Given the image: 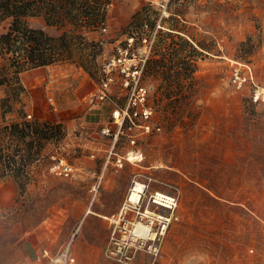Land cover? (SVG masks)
I'll return each mask as SVG.
<instances>
[{"label": "rangeland", "instance_id": "374dc122", "mask_svg": "<svg viewBox=\"0 0 264 264\" xmlns=\"http://www.w3.org/2000/svg\"><path fill=\"white\" fill-rule=\"evenodd\" d=\"M28 21L53 37L74 28L51 25L45 16ZM8 27L6 21L0 29ZM159 30L192 42L196 70L192 76L180 63L182 74L171 79L147 67L156 129L136 146L122 136L117 150L126 162L117 169L107 165L113 141L102 132L107 124L116 128L114 106L93 100L101 67L133 35L137 45L155 36L151 59L161 58ZM85 35L70 48L62 44L72 57L47 65V77L33 86L25 83L30 70L0 85V126L48 125L29 183L0 179V264H52L39 261L44 250L55 258L68 248L74 264H264V102L232 81L237 60L264 86V0H111L106 24ZM91 79L96 90L77 102ZM117 98L126 104V96ZM77 108L74 118L59 119ZM134 150L139 158L131 162ZM53 155L71 162L75 174L57 176ZM137 180L148 185L141 204L129 201ZM157 191L176 205L155 203ZM147 207L164 218L144 216ZM140 221L152 230H138Z\"/></svg>", "mask_w": 264, "mask_h": 264}, {"label": "trees", "instance_id": "16d2710c", "mask_svg": "<svg viewBox=\"0 0 264 264\" xmlns=\"http://www.w3.org/2000/svg\"><path fill=\"white\" fill-rule=\"evenodd\" d=\"M111 0H0V28L9 21L6 31L0 29V85L19 78L23 72L49 64L70 59L71 51L66 53L61 45L70 48L73 40L86 39V33L106 24L108 6ZM149 9V8H147ZM146 9V10H147ZM142 12L135 13L137 18ZM45 16L48 23L61 28L73 26L60 37L49 35L44 29L34 28L29 18ZM176 30V28H172ZM182 31V30H181ZM156 53L161 58L151 59L158 67L157 72L168 78L180 76V63H186L189 74L195 72V48L192 42L181 34L158 31ZM184 46L193 48V54H187V48H178L176 38ZM169 38H174L169 41ZM207 52L213 48L202 45ZM204 52H202L203 54ZM70 55V56H69ZM181 58V61H177ZM11 99H3L8 102ZM46 124L18 120L0 126V179L15 176L21 186H26L31 178L30 168L40 155L47 132Z\"/></svg>", "mask_w": 264, "mask_h": 264}, {"label": "built area", "instance_id": "2783aa9c", "mask_svg": "<svg viewBox=\"0 0 264 264\" xmlns=\"http://www.w3.org/2000/svg\"><path fill=\"white\" fill-rule=\"evenodd\" d=\"M159 27H162L160 23ZM154 42L155 36L144 35L141 38V44L137 45L136 37L130 36L126 43L120 46L101 67L102 75L93 100L109 102L114 106L112 118L116 128L112 124H107L102 128V132L111 136L113 141L107 154V165L113 164L117 169H122L126 162V156L117 150L122 136L126 135L132 145L136 146L141 135L149 134L156 129L152 122L154 109L149 101L150 90L145 83V74L153 54ZM232 66L234 85L240 90L250 88L252 99L256 102H264V86L256 83L252 69L237 60L232 61ZM120 95L126 96L124 106L117 98ZM134 128H137V131L130 132ZM137 151L134 150L131 153ZM52 171L59 177L69 178L75 174L76 169L65 157L53 155ZM156 194L153 195L154 202L162 205L160 201L156 202ZM46 257L51 259L52 264H74L76 262V257L73 256L70 248L66 249L60 257L55 258L51 256L48 249H45L39 261Z\"/></svg>", "mask_w": 264, "mask_h": 264}, {"label": "bare ground", "instance_id": "6f19581e", "mask_svg": "<svg viewBox=\"0 0 264 264\" xmlns=\"http://www.w3.org/2000/svg\"><path fill=\"white\" fill-rule=\"evenodd\" d=\"M135 154L136 153H134V154L131 153L132 156L129 157L130 161L131 160H136L137 158H139V156H137ZM146 187H147V185L144 182L137 180L135 182V185H134L131 193H130L129 201H132V202L137 203V204H141L143 199H144V193L146 191ZM156 198H157L156 202L160 201V203H162V205H164V206L174 207L176 205V199L173 196L169 195L168 193H165V192H162V191H157ZM143 215L146 216V217H150L152 219H154L156 216L158 218H164V216L162 214L157 213L156 211H154L150 207H147V208L144 209ZM165 227H167V225ZM137 229L141 230V232L145 230L146 233H147V232H150L152 230V224L146 225V224H144L143 222L140 221V223L137 226Z\"/></svg>", "mask_w": 264, "mask_h": 264}, {"label": "crops", "instance_id": "0c3cea01", "mask_svg": "<svg viewBox=\"0 0 264 264\" xmlns=\"http://www.w3.org/2000/svg\"><path fill=\"white\" fill-rule=\"evenodd\" d=\"M48 69H50V66H41V67H37V68L30 69L29 74H27V76H26L25 83H29L31 86H33V83L35 81H37V80H39V79H41L43 77H47ZM254 78H255V76H254ZM94 83H95V81L94 80L92 81V79H91V81H87L83 86H81L79 88V93H78V99L79 100H76L77 102L84 101L85 98H88L89 95L92 94L93 91L96 90V88L94 87ZM85 105H83V107H82L84 110H86V108H88V107H85ZM103 108H104V112L105 113H108L109 106L108 105H104ZM102 111L103 110H101V112ZM77 112H78V108H77V111H74V112H66V113H63L61 116H60V114H58V117L61 120H63V119L66 120V119H69V118H74L73 116H75V114H77ZM64 114H65V116H64ZM85 119H87V115H86V118Z\"/></svg>", "mask_w": 264, "mask_h": 264}]
</instances>
